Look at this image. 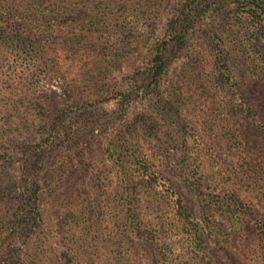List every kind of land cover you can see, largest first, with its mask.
<instances>
[{
    "label": "trees",
    "instance_id": "obj_1",
    "mask_svg": "<svg viewBox=\"0 0 264 264\" xmlns=\"http://www.w3.org/2000/svg\"><path fill=\"white\" fill-rule=\"evenodd\" d=\"M160 1L0 0L1 64L41 78L67 81L68 69L84 76L72 73L67 82L83 85H72L62 102L38 91L41 79L24 86L13 71L0 91L9 101L0 103V158L17 136L38 140L20 163L22 190L0 215V264H222L206 240L227 242L229 227L242 238L253 234L256 264H264V146L256 147L264 97L254 101L240 89L226 28L203 19L240 10L248 42L264 48V0H184L158 27ZM197 33L204 42L193 41ZM120 53L128 80L108 81ZM66 101L76 120L60 109ZM110 102L101 145L113 176L96 174L86 199L69 209L58 199V214L49 216L45 195L57 194L74 141L97 105ZM41 150L53 159L35 177L30 154ZM173 178L198 199L202 219L192 217Z\"/></svg>",
    "mask_w": 264,
    "mask_h": 264
},
{
    "label": "rangeland",
    "instance_id": "obj_2",
    "mask_svg": "<svg viewBox=\"0 0 264 264\" xmlns=\"http://www.w3.org/2000/svg\"><path fill=\"white\" fill-rule=\"evenodd\" d=\"M184 0H161L156 6L158 15L160 14V19L158 20V27L164 23L170 15L173 8H178L181 6ZM205 24L210 22L213 27H221L219 25H224L225 32L223 34V41L225 44V51L228 52L229 67L233 74L234 79L237 81L240 89L250 97H253L254 101L264 97V62H262L264 48L257 43L256 46L250 45L248 38L246 36V26L247 20L246 14L242 11H231L226 8L220 11L218 15H203ZM149 23H153L149 19ZM202 34L197 33L193 37V41L201 42L203 37ZM205 38L203 39V42ZM264 46V41L260 42ZM205 48V46H202ZM109 54V52H107ZM107 54L102 57H106ZM210 51L205 55L206 59H209ZM121 62L119 64L118 70L113 72L108 76V81H114L119 79V81H127V58L123 57L120 53ZM211 56V54H210ZM112 58L113 55L111 56ZM23 62V61H22ZM17 62L15 65H17ZM10 64H14L10 62ZM25 64V62H24ZM176 64L171 65L170 71L174 70ZM27 68V66L25 67ZM71 68V67H70ZM27 70V69H26ZM10 71L16 72L13 67L8 68L6 63H0V91L6 89L7 79L10 75ZM38 71L31 68L28 69L25 74L21 72H16L15 77L24 84L35 79H41L38 82V91L46 95L48 99L52 102H62L66 94L71 89L72 85H83V78L79 81H74L69 84L70 80L73 79V75L82 76V73L76 69H68L66 71V76H68L67 81H64L62 76L59 77L55 74H49L47 76L38 77ZM84 77V76H82ZM23 87V86H22ZM24 89L26 93H29ZM14 96V95H13ZM15 97V96H14ZM1 105L3 103H8L9 101L1 98ZM15 100L22 102L23 99L20 97H15ZM68 101L64 105L60 106V109H66L67 118L71 117V120L77 119V110L70 107V111L67 109ZM99 111L94 112V122L89 126V129L82 132V136L74 141V146L72 149V156L70 166L68 171L64 174V179L62 184L59 186L57 194L51 193V196L45 195L44 201L48 205L49 216L58 214L59 202L62 203L63 207L72 208L71 206H78L83 198L86 199L88 188L93 177L96 174L104 173L108 174L110 177L113 176V171L111 169V164L107 159H104V154L102 151L101 142L103 137H105L110 132V126H108L109 121H112L114 107L112 102L107 103L106 106H101ZM264 119V118H263ZM36 135L32 133L30 139H25L23 136H17L13 142H10V148L7 150V156L0 158V215L5 213V211L15 202L14 194L22 190V183L20 181L21 176V165L24 156L28 155L27 151L34 150ZM256 144L257 148L264 146V137H258ZM32 147V148H31ZM30 149V150H29ZM35 151V150H34ZM30 156H33L32 163L37 165H29L28 171L31 174H36L35 177H39L47 171V166L51 163L53 157L46 153V151L41 150L39 153L31 152ZM104 160V165L102 161ZM36 168V169H35ZM31 177V176H29ZM175 180V187L182 195L192 217L195 220L202 219L200 202L194 196L192 192L186 189L178 181ZM3 193V194H2ZM264 199V198H262ZM169 200V199H168ZM170 201V200H169ZM163 208H168V203L162 204ZM65 211V210H64ZM158 209H155V213H160ZM216 219L221 220L218 216ZM227 226L229 224H226ZM226 233L227 242H214L215 240H206L211 252L219 259L222 264H256V251L253 245V234H248L247 237L242 238L233 233L231 227L228 228ZM35 237L34 234L30 235ZM23 233L20 235L22 240ZM19 238L14 242V245L19 246ZM90 250V249H89Z\"/></svg>",
    "mask_w": 264,
    "mask_h": 264
}]
</instances>
